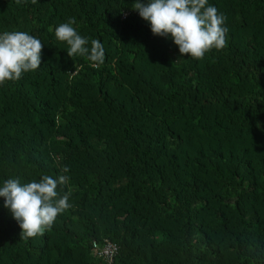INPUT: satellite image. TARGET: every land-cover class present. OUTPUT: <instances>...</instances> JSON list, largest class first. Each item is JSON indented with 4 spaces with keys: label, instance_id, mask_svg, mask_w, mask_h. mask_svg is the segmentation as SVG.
<instances>
[{
    "label": "trees",
    "instance_id": "trees-1",
    "mask_svg": "<svg viewBox=\"0 0 264 264\" xmlns=\"http://www.w3.org/2000/svg\"><path fill=\"white\" fill-rule=\"evenodd\" d=\"M132 3L0 0V33L43 43L41 67L0 86V186L66 175L72 204L25 240L0 198V264H108L105 241L113 264H264V0H208L229 31L201 60ZM73 17L101 67L57 40Z\"/></svg>",
    "mask_w": 264,
    "mask_h": 264
},
{
    "label": "clouds",
    "instance_id": "clouds-1",
    "mask_svg": "<svg viewBox=\"0 0 264 264\" xmlns=\"http://www.w3.org/2000/svg\"><path fill=\"white\" fill-rule=\"evenodd\" d=\"M131 8L150 24L154 36L171 38L181 57L188 55L201 60L211 50L227 47V17L218 13L208 0H147V3L134 0ZM75 24L74 17L59 24L55 29L57 40L66 42L70 58L83 57L93 68L101 67L106 59L104 45L98 39L82 36ZM42 48V41L28 32L0 33V86L8 81H19L24 74L38 70ZM75 73L76 70L70 74ZM61 171L67 173L69 169L65 166ZM68 179L66 175L56 178L44 175L38 182L21 184L19 179L10 178L0 186V198L18 223L21 239L42 237L52 229L59 215L72 208L71 191L63 194L59 191Z\"/></svg>",
    "mask_w": 264,
    "mask_h": 264
},
{
    "label": "built area",
    "instance_id": "built-area-1",
    "mask_svg": "<svg viewBox=\"0 0 264 264\" xmlns=\"http://www.w3.org/2000/svg\"><path fill=\"white\" fill-rule=\"evenodd\" d=\"M93 248L97 251L98 256L103 257L108 264H113L114 258L119 251L117 244L110 241H105L103 246L94 242Z\"/></svg>",
    "mask_w": 264,
    "mask_h": 264
}]
</instances>
